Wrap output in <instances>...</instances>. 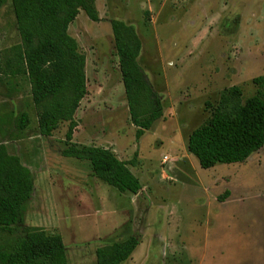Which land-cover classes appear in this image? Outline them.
<instances>
[{"label":"rangeland","instance_id":"obj_1","mask_svg":"<svg viewBox=\"0 0 264 264\" xmlns=\"http://www.w3.org/2000/svg\"><path fill=\"white\" fill-rule=\"evenodd\" d=\"M95 6L96 21L80 10L68 27L86 56L87 91L74 117V143L108 148L123 161L135 158L128 167L141 189L121 193L89 161L64 157L67 122L51 136L39 135L28 81L16 78L0 85V141L10 139L8 151L29 167L34 182L16 232L30 226L61 234L68 264H96L97 247L131 235L138 245L121 264H264V145L242 162L209 168L187 149L189 134L208 118L221 90L239 85L250 96L251 79L264 74V0H95ZM112 19L134 26L138 62L162 102V116L140 138ZM19 42L5 0L0 50ZM22 112L30 120L18 129L14 120Z\"/></svg>","mask_w":264,"mask_h":264},{"label":"trees","instance_id":"obj_2","mask_svg":"<svg viewBox=\"0 0 264 264\" xmlns=\"http://www.w3.org/2000/svg\"><path fill=\"white\" fill-rule=\"evenodd\" d=\"M5 0H0V6ZM20 42L0 50V84L12 86L26 77L36 111L38 132L51 136L67 122L64 157L89 161L92 172L119 192L135 194L141 189L129 161L120 160L110 149L76 145L72 134L79 102L87 91L86 56L69 34V24L83 10L89 19H98L95 0H10ZM119 59L125 99L135 137L140 138L162 116V102L138 62L140 38L133 25L120 19L110 21ZM252 95L243 97L239 85L221 90L208 118L188 136L187 149L209 168L216 163L247 159L264 145V74L251 79ZM29 115L15 117V126L24 129ZM30 170L20 157L0 141V264H68L61 234L23 224L25 205L33 192ZM138 245L136 236L99 246L96 264H121Z\"/></svg>","mask_w":264,"mask_h":264},{"label":"crops","instance_id":"obj_3","mask_svg":"<svg viewBox=\"0 0 264 264\" xmlns=\"http://www.w3.org/2000/svg\"><path fill=\"white\" fill-rule=\"evenodd\" d=\"M9 2H10V0H9ZM13 18H14V14H13ZM14 20H15V18H14ZM16 44V43H15ZM12 45H14V44H9L7 47H10V46H12ZM1 48V47H0ZM1 85V84H0ZM5 86V85H4ZM90 90H91V88H90ZM3 97L5 98V99H11V97H10V95H8V94H4L3 95ZM85 97V96H84ZM84 97H83V99H84ZM10 101V100H9ZM83 101V100H82ZM82 101H80L79 102V106H80V104H82ZM11 105L13 106V104H14V102H13V100H11ZM79 106L77 107V109H76V111H75V114H76V112L78 111V109H79ZM75 114H74V117H75ZM8 123V122H7ZM36 123H37V120H36ZM77 127H78V125H77ZM76 127V128H77ZM76 128L74 129V131H73V134H72V142H76L75 141V138H76ZM38 134H39V132H38ZM40 135V134H39ZM42 136V135H41ZM12 140V139H11ZM2 142H4V144L7 146V144H9V142H10V139L8 140V141H2ZM79 142V141H78ZM79 144L80 145H92L91 143H86L85 141L84 142H79ZM17 155V154H16ZM20 160H21V158H20ZM22 162V161H21ZM23 163V162H22ZM24 164V163H23ZM25 165V164H24ZM26 166V165H25ZM27 167V166H26ZM28 169H29V167H27ZM30 170V169H29ZM30 172H31V170H30ZM32 174V173H31ZM140 190V189H139Z\"/></svg>","mask_w":264,"mask_h":264}]
</instances>
